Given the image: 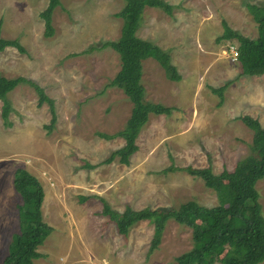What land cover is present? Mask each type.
I'll list each match as a JSON object with an SVG mask.
<instances>
[{"label": "rangeland", "instance_id": "obj_1", "mask_svg": "<svg viewBox=\"0 0 264 264\" xmlns=\"http://www.w3.org/2000/svg\"><path fill=\"white\" fill-rule=\"evenodd\" d=\"M165 1L173 5L172 13L146 5L137 34L167 50L185 79H169L149 57L143 60L142 83L147 101L168 105L175 100L180 110L150 113L136 140L139 149L126 165L119 157L100 164L125 144L120 136L100 133L123 129L133 108L123 89L108 86L122 63L116 50L103 47L121 35L123 19L117 13L125 1L60 0L54 34L47 36L40 13L48 0H0L2 36L26 48V53L11 46L0 52V74L34 80L54 99L57 111L50 130L49 104L39 106L35 88L21 83L8 94L12 125L6 126L0 100V264L12 235L20 231L22 197L13 185L18 167L43 183V216L53 227L38 248L44 255L34 264H177L176 257L192 248V229L169 219L159 247L149 254L154 223L142 220L120 234L103 214L101 198L119 211L128 205L178 207L188 200L219 204L217 192L201 177L164 169L211 166L218 174L251 153L254 133L240 116L256 117L264 126V75L242 74L230 47L238 41L220 37L225 19L256 38L258 24L247 3L264 0ZM227 82L223 97L213 91ZM256 187L264 215V178Z\"/></svg>", "mask_w": 264, "mask_h": 264}, {"label": "trees", "instance_id": "obj_2", "mask_svg": "<svg viewBox=\"0 0 264 264\" xmlns=\"http://www.w3.org/2000/svg\"><path fill=\"white\" fill-rule=\"evenodd\" d=\"M125 4L117 13L123 19L121 35L116 40L105 41L103 47H111L120 54L121 69L108 86L123 89L133 102L131 115L123 129L114 134L100 133L101 137L120 136L125 144L114 150L100 164H109L119 157L126 165L131 156L138 151L137 137L147 123L150 113L171 114L174 107L162 103L147 101L146 89L142 83L143 60L152 57L165 69L169 79H182L177 67L172 63L171 54L150 40L138 36L143 11L146 5L158 7L172 13L173 5L165 0H124ZM60 0H48L40 13L44 20L45 34L52 36L53 13ZM247 9L258 24V37L251 38L233 29L223 19L224 32L221 39H236L239 43L238 59L242 74L264 75V4L247 3ZM15 47L26 53V48L17 39L5 38L0 27V52L7 47ZM231 82V81H230ZM213 87V91L223 97V91L230 84ZM26 83L35 88L39 95L38 105L48 103L52 113L51 130L57 120L56 104L45 88L24 76L6 77L0 74V100H2V118L6 126L12 125L10 113L12 103L8 94L19 84ZM240 119L253 130L251 153L239 160L232 170L224 168L215 173L211 166H177L171 164L165 171L185 170L199 176L207 187L214 189L219 204L208 207L196 200H188L178 207L134 209L127 206L124 211L113 209L103 198V214L116 223L120 234L127 235L131 227L139 221L150 220L154 223V235L148 253L155 251L161 243L169 219H174L192 229L193 246L176 257L177 264H260L264 262V215L260 202L257 183L264 178V126L251 115H241ZM91 167L90 163L86 164ZM13 185L22 197L18 204L20 231L12 235L9 252L2 264H34V260L44 254L39 251L53 227L44 220L43 202L45 189L40 179L30 170L18 167L14 173ZM85 197L82 198V201Z\"/></svg>", "mask_w": 264, "mask_h": 264}, {"label": "crops", "instance_id": "obj_3", "mask_svg": "<svg viewBox=\"0 0 264 264\" xmlns=\"http://www.w3.org/2000/svg\"><path fill=\"white\" fill-rule=\"evenodd\" d=\"M258 37V36H257ZM175 64V66H177V68H178V70H179V72H180V74H181V76H182V79H185L184 77V75L182 74V72H181V70H180V68H179V66L176 64V63H174ZM153 65V64H152ZM143 77V76H142ZM145 86V85H144ZM146 89V88H145ZM173 98V97H172ZM173 102L171 103V102H168L169 104L167 105V106H172V107H174V109H173V112H176V111H178V110H180V107H179V104H177L178 102H176L175 100H172ZM175 101V102H174ZM165 102V101H164ZM167 103V102H166ZM197 111H195L194 110V113L195 114H197L196 113ZM195 114H194V116H195ZM43 184V183H42ZM20 221V220H19ZM19 224H20V222H19ZM41 252V251H40Z\"/></svg>", "mask_w": 264, "mask_h": 264}, {"label": "built area", "instance_id": "obj_4", "mask_svg": "<svg viewBox=\"0 0 264 264\" xmlns=\"http://www.w3.org/2000/svg\"><path fill=\"white\" fill-rule=\"evenodd\" d=\"M231 52L233 54V59H238L239 56V45H231Z\"/></svg>", "mask_w": 264, "mask_h": 264}]
</instances>
